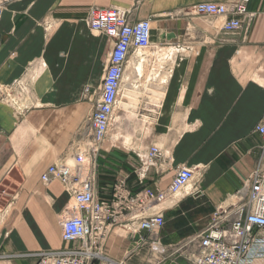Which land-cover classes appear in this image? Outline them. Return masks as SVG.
Listing matches in <instances>:
<instances>
[{
	"label": "crops",
	"instance_id": "0c3cea01",
	"mask_svg": "<svg viewBox=\"0 0 264 264\" xmlns=\"http://www.w3.org/2000/svg\"><path fill=\"white\" fill-rule=\"evenodd\" d=\"M227 1L18 0L4 8L0 86L14 84L31 63L40 61L44 68L20 110L0 93V264H35L38 252L71 245L62 241L59 226L70 196L60 182L44 184L41 175L62 161L72 165L78 130L92 111L83 90L98 91L104 76L110 46L87 25L92 6L129 10L133 22L151 20L152 41L164 52L190 48L174 54L170 74L160 75L164 84L149 85L148 113L143 109L142 115L148 134L140 132L138 151L117 146L136 134L138 110L126 112L123 106L116 112L110 142L108 137L96 159V196L110 198L112 184L123 176L131 194L165 190L181 166L195 168L197 183L193 194L160 204L164 226L155 235L126 230L127 216L106 237L102 254L119 264H196L197 247L186 242L219 209L228 211L220 213L223 225L234 221L235 208L247 197L246 180L263 156L254 128L264 114V0H249L253 15L242 18L234 33L222 31L225 18L182 13L201 2ZM131 64L125 81L135 72L134 60ZM150 73L144 64V77ZM153 145L161 156L140 170L137 154ZM239 191L245 192L242 200ZM154 238L160 252L149 247ZM253 253L250 264H264V248L253 246Z\"/></svg>",
	"mask_w": 264,
	"mask_h": 264
},
{
	"label": "built area",
	"instance_id": "2783aa9c",
	"mask_svg": "<svg viewBox=\"0 0 264 264\" xmlns=\"http://www.w3.org/2000/svg\"><path fill=\"white\" fill-rule=\"evenodd\" d=\"M15 1L18 0H0V18L4 8ZM248 2H201L182 10V13L201 18H225L222 31L234 33L241 28L242 18L251 19L253 15L247 10ZM130 17L129 10L116 7L92 6L87 11L88 27L104 36L110 46L104 76L98 91L90 92L88 87L83 90L82 99L92 105V111L78 130V140L72 148V165L62 161L50 165L41 175L44 184L60 182L70 196V202L60 215L59 226L62 241L71 245L38 252L35 264H119L102 254V246L123 218L129 216L130 224L123 225L129 232L146 231L155 235L164 226L160 204L167 199L175 200L195 192V168L181 166L165 190L145 189L134 195L127 189L126 177L123 176L112 184L110 198L100 199L95 194L96 159L101 145L109 136L116 112L123 106L126 112H133L140 95L146 107L149 85L157 82L164 84L166 79L163 80L160 75L170 74L169 63L174 54L190 50L189 47L174 46L164 52L152 41L151 20L133 22ZM44 24L46 30L52 28L51 24ZM157 48L164 52L161 59L151 56L140 60L151 70L150 75L144 77L143 70L139 72L134 68V77L132 75L125 81L126 67L131 58L135 56L137 61L140 54ZM43 68L40 61L34 65L31 63L14 84L4 89L0 86L2 100L13 108H23L30 99L32 84ZM143 109L148 113L147 108ZM145 120L148 123V119ZM254 132L262 139L263 156L246 180V200L235 208V219L228 226L222 224L220 216L221 212L225 215L228 211L219 209L204 230L186 242L197 247L193 258L196 264H250L254 256L253 246L264 248V114ZM137 156L141 161V170L153 165L161 152L153 145L146 153ZM236 196L242 200L245 192L239 191ZM3 217L4 213L0 210V224ZM149 247L153 252L161 251L155 238L149 242Z\"/></svg>",
	"mask_w": 264,
	"mask_h": 264
},
{
	"label": "rangeland",
	"instance_id": "374dc122",
	"mask_svg": "<svg viewBox=\"0 0 264 264\" xmlns=\"http://www.w3.org/2000/svg\"><path fill=\"white\" fill-rule=\"evenodd\" d=\"M162 54H164L163 51H162ZM157 56L162 57V55H160V53H158ZM134 74H133V77H134ZM141 98H142V95H140V98H138V100L135 102V104H136V110L139 111V114L137 115L136 121H135V128L136 129H132V130H135V133L136 134H134L132 136V139L131 140L128 139L129 141H127V142H124L123 141L124 142L123 144H118L117 146L119 148H121V149H126V150H130V151H133V150H135V151L137 150L138 151L140 148H142V145H143L142 144L143 139H142V135L140 134V132H143V131L146 130V132L148 134V130H147L148 128H147V126H145V121H146L145 120V117L144 118L143 117H140V115H144V113H143L144 105L142 104V99ZM16 109L20 110L19 107H16ZM128 133L129 132L124 133L123 135H126V137H129L130 135H128ZM111 136H112V133L110 132L109 133V136H108L109 138L106 141L107 144L110 142V137Z\"/></svg>",
	"mask_w": 264,
	"mask_h": 264
},
{
	"label": "bare ground",
	"instance_id": "6f19581e",
	"mask_svg": "<svg viewBox=\"0 0 264 264\" xmlns=\"http://www.w3.org/2000/svg\"><path fill=\"white\" fill-rule=\"evenodd\" d=\"M222 26V25H221ZM158 53H160V55H163L162 54V50H159L158 48L157 49H150V50H148V51H146L144 54H140L139 56V59L137 60V61H135V56H133L132 58H131V60H130V62H129V65L128 66H131L132 64V60H134V62H135V67H133V70H134V68L135 69H137V66L138 65H141V70H143V61H141L140 62V60L141 59H143V60H146L148 57H151V56H154V57H156V58H158V59H161V57H159V56H157L158 55ZM131 64V65H130ZM128 68V67H127ZM135 71V70H134ZM151 71V70H150ZM140 72V71H139ZM125 77H126V73H125ZM125 77H124V79H125ZM147 77V76H146ZM127 80H129V78H127ZM163 80H165V78H163ZM155 85V84H154ZM124 108V107H123ZM123 110V109H122Z\"/></svg>",
	"mask_w": 264,
	"mask_h": 264
},
{
	"label": "water",
	"instance_id": "95a60500",
	"mask_svg": "<svg viewBox=\"0 0 264 264\" xmlns=\"http://www.w3.org/2000/svg\"><path fill=\"white\" fill-rule=\"evenodd\" d=\"M174 36V35H173Z\"/></svg>",
	"mask_w": 264,
	"mask_h": 264
}]
</instances>
